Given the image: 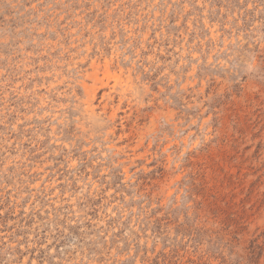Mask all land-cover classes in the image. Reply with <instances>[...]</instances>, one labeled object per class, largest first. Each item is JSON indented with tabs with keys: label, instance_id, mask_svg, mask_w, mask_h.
<instances>
[{
	"label": "rangeland",
	"instance_id": "rangeland-1",
	"mask_svg": "<svg viewBox=\"0 0 264 264\" xmlns=\"http://www.w3.org/2000/svg\"><path fill=\"white\" fill-rule=\"evenodd\" d=\"M0 264H264V0H0Z\"/></svg>",
	"mask_w": 264,
	"mask_h": 264
}]
</instances>
